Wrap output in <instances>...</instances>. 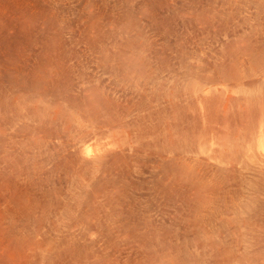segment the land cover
<instances>
[{"label": "rangeland", "instance_id": "374dc122", "mask_svg": "<svg viewBox=\"0 0 264 264\" xmlns=\"http://www.w3.org/2000/svg\"><path fill=\"white\" fill-rule=\"evenodd\" d=\"M0 264H264V0H0Z\"/></svg>", "mask_w": 264, "mask_h": 264}]
</instances>
